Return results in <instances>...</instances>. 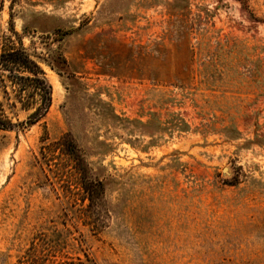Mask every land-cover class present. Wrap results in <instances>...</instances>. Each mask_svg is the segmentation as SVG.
<instances>
[{
	"label": "rangeland",
	"instance_id": "obj_1",
	"mask_svg": "<svg viewBox=\"0 0 264 264\" xmlns=\"http://www.w3.org/2000/svg\"><path fill=\"white\" fill-rule=\"evenodd\" d=\"M3 1L52 100L0 129V264H264V0Z\"/></svg>",
	"mask_w": 264,
	"mask_h": 264
},
{
	"label": "trees",
	"instance_id": "obj_2",
	"mask_svg": "<svg viewBox=\"0 0 264 264\" xmlns=\"http://www.w3.org/2000/svg\"><path fill=\"white\" fill-rule=\"evenodd\" d=\"M0 0V11L3 8ZM9 30L17 34L12 23ZM52 88L47 81L39 63L22 45L0 46V129H12L14 126L24 127L42 118L51 105ZM29 111L26 119L19 120L15 112L16 106ZM66 145H70L67 144ZM74 159L82 174V187L90 202H97L103 192L100 180L86 178V167L82 156L71 148ZM83 164V165H82Z\"/></svg>",
	"mask_w": 264,
	"mask_h": 264
}]
</instances>
